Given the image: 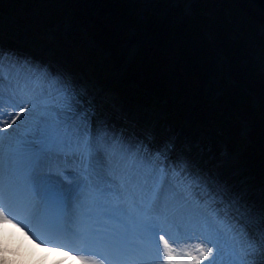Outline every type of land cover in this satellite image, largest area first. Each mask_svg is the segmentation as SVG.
Instances as JSON below:
<instances>
[{"label": "rangeland", "instance_id": "rangeland-1", "mask_svg": "<svg viewBox=\"0 0 264 264\" xmlns=\"http://www.w3.org/2000/svg\"><path fill=\"white\" fill-rule=\"evenodd\" d=\"M126 1L127 4L131 6V10L133 8L134 16L141 21L147 18V14H156V16L161 19L169 20L171 26L178 24L177 27H179V24H181L184 28H189L193 26V23H195L196 26L200 24V32H202L203 35L200 34L199 37L205 36L209 40L211 47L220 50L223 54H215L214 52L213 55H198L195 58L198 70L196 66L193 65V60H191L186 64V67H184V70L187 71V73H183L179 70V73H176L173 70L174 62L172 61L173 58L176 57L175 54L178 53V47L175 48V45L171 47L169 44L166 47V50L164 48L160 52L157 44L153 42L151 36H148L143 32L141 26L132 28L126 26L127 23H125L122 33L119 34L121 36L118 37V39H121L122 41L117 45V48H112L114 54L110 56L109 52L101 51L98 41L92 34H89L88 31H86V34L83 29L80 31L73 22L68 20L61 24V35L67 36L71 33L84 32V43L86 44L87 49L94 53L93 57H89L88 63H86L89 65L88 68L87 66L83 67L82 65L78 68L77 66L79 63L74 58L75 55H73V53L68 50L64 51V49H61L58 46L55 47L53 45L40 43L37 33L31 30V24L26 21H24L25 24H20L11 14L0 13V59L3 60L2 65L9 67V69L16 70L12 62L16 61L21 65L20 61L27 60L28 58V62L25 63L23 67L21 65L24 70H27L26 64H32L34 61H37V63L39 62L42 66L46 68L48 67L53 76L55 75L56 77L58 76L71 80L73 87L77 92L76 99L78 104L83 109L87 110L90 117L98 116L102 118L103 121L108 122L107 129L116 136H119L118 133L115 132L114 128H110V126L118 124L116 120H120L116 115L119 113L122 114V110L125 109L133 115L129 116L124 114L125 116H128L125 117L126 122L130 121L129 117L134 118L137 120V123L143 124L147 129H150L154 135L153 137H147L142 135L144 133L137 127H131L130 132L128 131L125 136L132 137L133 133H137L139 137H144L146 140H149L150 145L154 147L155 151L160 147L164 152L166 149L168 152L171 150V148H167L166 144H163L164 140L173 138V141L178 145V150L174 153L175 156L171 155L168 158V161L165 157L163 158L165 165L171 164L175 167L178 162H176V155L182 154V156L185 155L184 157L191 161L189 163H193L197 168L203 170L206 169L209 173L210 170L215 171L216 175H220L221 177V180L218 177L217 180H220L223 184L228 182L218 170L222 171L224 175L231 176L232 184L241 188L240 196L242 198L245 197L246 199H243L244 203L250 208L252 213L255 212L257 215L255 220H257L258 223L260 222L261 226L258 230L259 236L264 234V189L258 186V184L261 183V180L257 175L258 172L246 169L242 172L240 170V162L238 158V154L243 148L245 151L249 148V150L253 152L249 155V158L252 159V161L250 159L246 160H250V163H248L249 165L252 166L254 160L257 159L264 162V152H258L257 145L252 144V141L250 140L253 128H258L261 123L264 124V93L262 92V94L260 91L254 92L249 88L244 89L243 94L250 98L246 99L245 103L247 105L245 103L242 104L243 113L234 112V114H231V109L230 111L229 109H226V112H228V114L230 113L233 117V124H225V122H223L222 124L225 125L222 127H218L215 123L203 125L206 137L203 136L204 134H201L202 130H196L197 113L194 108V101L196 98L194 96L199 94H204L202 98L207 99V101L211 103H217V100L219 101L224 93L225 96H227V92L230 89H233L231 95L237 96L238 94H241L240 92L235 93L239 90L238 87L233 88V85L225 84V82H231L230 80L232 79V75H230L232 63L230 62H233L236 67L241 69L254 67L256 72H259V75L264 77V27L257 30L249 25H240V23L233 22V17L231 15L228 17L227 13L230 14V12L226 10L223 14L225 15L224 18H229L228 20L232 22L233 26L229 32L227 31L228 29L221 28V31H223L221 34L223 39L219 41L220 34L217 30V26L213 27V23H211L213 22V19L205 18L200 15L205 18L203 24H201L202 22L198 19H192V16L199 14L203 9H205V13L208 12V15H214L216 17V15L222 12L216 10L219 6V2L214 5V8H208L205 3H212L213 0H207L208 2H205L206 0ZM85 2L84 7L92 5L94 8L90 12V16L93 20H102L109 26L114 25L110 17L114 15V11L109 12V10L105 8L106 1L97 0V2H94L92 0H86ZM197 6L199 10L198 12L196 11ZM29 15L39 17V14ZM236 18L238 22H240L239 17ZM182 21H185V23ZM89 22L91 21L89 20ZM119 23L121 26V21ZM114 28L115 27H113V29ZM47 29H49L51 35H53L56 40L60 41V38L55 36L58 35L55 28L49 27ZM197 30L199 29L197 28ZM11 36L17 37L16 40H20L21 37L26 43H33V45L46 48L51 55L50 60L53 64L46 59L44 61H38L32 58V54L29 53V50L25 49H17V53H23L24 55L20 58L17 53L16 55L13 53L16 58L13 59V57L9 55V51H11L10 49L12 48L11 45L13 44L11 41L12 38H10ZM55 39L53 41H55ZM143 45L144 49L140 50ZM156 49H158V51H156ZM120 55H122V57H120ZM147 59H149V69L150 72H152L151 76L154 78V83L156 81L161 82V80L165 82L164 87H162V84H158V86L154 87L156 98L160 99L163 97L164 101L159 102V100H155V103L147 104L146 106L141 105V102H134L133 104L137 105L133 106V104L130 103V95L129 97L119 98L114 92L112 93V85L115 87L116 82L124 78L131 67H135V63L138 65L141 61H146ZM89 61H91V63H89ZM201 68L207 71V77L201 75ZM34 70L36 71L35 79L40 78L43 75V71L40 67L36 66ZM99 71H104L105 77L102 78L103 80L98 77ZM91 72L95 77L94 80H91ZM227 76L231 79L226 80ZM259 79L260 78H258V80ZM262 81H264V78ZM182 82L184 83V87L189 90V94L191 93L190 95H186L182 91ZM200 88L204 90V92ZM193 89H196V94ZM249 90H251L253 94H251ZM129 91L134 95H138L134 89ZM30 94H32V92H30L29 95ZM170 94L171 100L176 101V103L183 99L184 101H189L187 103L182 102L186 105V108L183 109L180 121L175 124H171V117H169V114L165 111L166 101L168 100L167 98H170ZM181 95H183V98ZM244 95H242V98L245 100ZM102 97H106V103L100 101V98ZM144 100H146V98ZM178 108H180V105ZM135 112L142 113L141 117H135ZM120 122L124 123L123 121ZM228 122H230V120ZM2 126L3 124L0 123V127ZM231 134L237 138L238 143H242L243 145L231 141ZM4 136H8V134H4ZM257 139L258 138H256V140ZM230 141L231 144H228ZM3 142H6L5 139ZM131 144L134 146L132 140ZM231 164L232 174L230 175ZM63 171L67 172L65 167L63 168ZM62 178L67 179L63 174ZM24 183H28V179H26ZM110 184L114 187L112 179L110 180ZM25 186L27 188V185ZM216 198L221 201L223 200V198ZM111 207H117V205L115 203H106L104 204L103 209L105 212H108L110 216L115 217L116 214L113 213V210H110ZM222 219H224V217H222ZM228 221H230L231 226L246 232L249 236L257 238V240L259 239L254 233L246 230L245 224H240L227 215L225 222L227 223ZM152 251H155V249ZM252 257L255 258V264H264V250L257 248ZM32 258L33 256L30 255V259ZM21 260L29 264L32 263V261L23 256H21ZM204 263L207 262L204 261Z\"/></svg>", "mask_w": 264, "mask_h": 264}, {"label": "snow or ice", "instance_id": "snow-or-ice-1", "mask_svg": "<svg viewBox=\"0 0 264 264\" xmlns=\"http://www.w3.org/2000/svg\"><path fill=\"white\" fill-rule=\"evenodd\" d=\"M2 64L0 59V73ZM45 78L49 81L47 88L33 90L30 95L10 96L19 111L11 123L5 122L0 127V224L19 227L9 219V215L21 218L12 207V202H16L31 204L33 208L39 204L47 225L56 227L70 206L77 202L86 204L94 196L100 187V177L121 176L125 178L122 187H131L133 182L139 187L131 214L140 236L139 240L135 239L134 254L129 259L122 236L114 234L101 242L92 230L81 234L83 246L75 250L92 252L108 264H150L151 251L159 252L162 243L167 264H203L204 261L207 264H255L249 258L257 248L264 250V234L257 240L231 226L230 221L226 223V213L215 206L222 204L216 200L220 193L201 192L204 182L181 164L165 165L164 160L152 158L146 150L133 151L102 123L93 128L87 110L77 102L71 80L53 77L50 73ZM6 79L0 75V105L5 102L3 81ZM25 112L28 115L8 134L14 143H10L5 163L4 131L16 124ZM47 161L62 166L71 162L75 165L72 175L79 179L67 188L52 179L37 180V170ZM21 169L31 185L26 202L15 180ZM65 170L68 169L65 167ZM162 187L164 195L161 197ZM5 198L8 205L4 203ZM22 222L27 223L25 219ZM32 230L39 236L35 228ZM193 230L200 231L205 243L195 245L197 254L187 251V259L178 258L162 233H167L173 242H179L181 231L190 238ZM82 264L94 262L83 260Z\"/></svg>", "mask_w": 264, "mask_h": 264}, {"label": "trees", "instance_id": "trees-1", "mask_svg": "<svg viewBox=\"0 0 264 264\" xmlns=\"http://www.w3.org/2000/svg\"><path fill=\"white\" fill-rule=\"evenodd\" d=\"M85 1L86 0H0V13L11 14L20 24H25L24 21H26L31 24V30L35 31L37 35L40 34L42 37L45 36L43 34L44 31L50 35V31L47 28H55L58 33L56 37L60 38V41L57 40L58 42L56 45L59 44V48L64 49V51L68 50L73 53V55L77 56L78 59H82V61H85L86 63H88L89 57H93L94 53L93 51H89L84 43V32L71 33L67 36H63L61 35L62 28L60 26L63 22L69 20L73 22L80 31H82V29L85 32L88 31L89 34H92L98 41L101 51L109 52L110 56L114 54L112 48H117V45L122 41L121 39H118V37L121 36L119 34L122 33L125 23H127L126 26L132 28L141 26L143 28V32H145L148 36H151L153 42L157 44L160 52L164 48L166 50V47L169 44L171 47L173 45H175V48L178 47V53L175 54L176 57H172V62H174L173 70L176 73H179V71L187 73V71L184 70V67H186V64L191 60H193V65L197 68L195 58L198 55H213L214 52L215 54H223L220 50L212 48L209 40L205 36L199 37L200 34L203 35L202 32H200V24L196 26V24L193 23V26L189 28H184L181 24H179V27H177L178 24H172L173 26H171L169 20L161 19L160 17H157L156 14H147V18L141 21L134 16L133 8L131 10V6L127 4L126 0H104L106 1L105 8H107L109 12L114 11V15L110 16L114 25L109 26L102 20L95 21L91 18L90 12L94 8L92 5L84 7L86 3ZM92 1L97 2V0ZM208 1L206 0L205 2ZM217 2H219V6L216 10H220L222 12L216 15V17L214 15H208V12L205 13V9H203L199 14L192 16V19L195 18L200 20L202 22L201 24L205 22L206 17L213 19V22L211 23H213V27L217 26V30L220 34L219 41L223 39L221 35L223 31H221V28H226L229 32L233 26L232 22L228 20L229 18H224L225 15L223 14L226 10L230 12V14L227 13V16L229 17V15H231L233 17V22L240 23V25L246 24L256 28L257 30L264 27V14L253 2L249 0H213L212 3H205V5L208 8H214V5ZM196 11H199L198 6ZM29 14H39V17L30 16ZM235 16L239 17L240 22H238ZM89 20L91 22H89ZM120 21L122 24L121 26L119 23ZM182 22L185 23V21ZM113 27L115 28L113 29ZM197 28L199 30H197ZM142 49H144V45L140 50ZM158 49H156V51H158ZM120 57H122V55H120ZM89 63H91V61H89ZM230 63H232L230 74L232 75V79L227 76L226 80L231 79V82H224L225 84L233 85V88L238 87L239 90H235V93L240 92L241 94H238L237 96L231 95L233 89H227V96H225L224 93L222 95L223 97H221L219 101L217 100V103H211L207 101V99H203L202 97L204 94L194 96L196 97V102L194 101V108L197 113V126L195 127L196 130H202L201 134H204V137H206V133L203 130V125L215 123L218 127H222L226 123L233 124V117L231 114H234V112L243 113L242 104L246 102V99L250 98L249 96L243 94L244 89L249 88L254 92L260 91L261 93H264V81H262L264 77L259 75V72H256L254 67L241 69L236 67L233 62ZM134 65L135 67H131L124 78L116 82V94H120L122 97H129L130 95L132 98H130V102H141L140 104H145V106L147 104L155 103L154 100H159V102L164 101L163 97L160 99L156 98L154 87L158 86V84H162V87H164L165 82L161 80V82L156 81L154 83V78L151 76L152 72H150L149 69V59L141 61L138 65L136 63ZM200 71L203 77H207L206 70L201 68ZM98 76L99 78H104L105 74L100 71L98 72ZM258 78L260 79L258 80ZM181 84L182 91L186 95H190L191 93L189 94V90L184 87V83L182 82ZM131 89H134L138 95L131 93V91H129ZM251 90L249 91L253 94ZM202 91L204 92V90ZM194 92L195 94L197 93L196 89ZM242 95H244L245 100L242 98ZM169 96L170 98H167L168 100L166 101L165 111H167V114L171 117V124H175L180 121L183 109L186 108V105L182 102L187 103L189 101H184L183 99L176 103V101L171 100V94ZM181 96L183 98V95ZM145 98L146 100H144ZM179 105L180 108H178ZM226 109H229V111L231 109V114H228ZM229 120L230 122H228ZM223 122H225V124H222ZM263 129L264 124L261 123L258 128L254 127L252 130L253 132H251V143L257 145L258 152H264ZM231 138V141H237V138L232 134ZM256 138L258 139L256 140ZM231 141L228 144H231ZM239 144L243 145L242 143ZM252 153L253 152L249 150V148L246 151L243 148L242 152L239 154V160L246 170L258 172L257 175L261 180L260 184L264 188V162L257 159L254 160L252 166L249 165L248 163H250V160L252 161V159L249 158V155ZM247 159L250 160L246 161Z\"/></svg>", "mask_w": 264, "mask_h": 264}, {"label": "bare ground", "instance_id": "bare-ground-1", "mask_svg": "<svg viewBox=\"0 0 264 264\" xmlns=\"http://www.w3.org/2000/svg\"><path fill=\"white\" fill-rule=\"evenodd\" d=\"M8 35V34H7ZM9 36V35H8ZM12 38L13 44L11 45L12 48L10 49L9 53H15L17 49H25L29 50V53H31L32 58L38 60V61H44L49 60L51 64L53 62L50 60V53L46 50V48H42L37 45H33V43H26L21 37L20 40H16L17 37H10ZM34 46V47H33ZM15 51V52H14ZM23 54V53H20ZM21 63V61H20ZM13 66L16 68V70L9 69V67H5L2 65V75L3 77H7L6 80L3 81V86H4V92H5V102L0 105V123L4 124L5 122L11 123L12 118L15 116L16 112L19 111V107L14 105V102L10 101V96L12 95H20V94H26L29 95L30 92H33V90H39L41 87L47 88L48 87V80L45 78L47 74H51L52 72L50 69L47 67L42 66L39 64V62L34 64L37 67H40V69L43 71L42 76L40 78H34L36 71L34 70V67L30 66L29 64H26L27 70H24L22 67L24 65H21L14 61L12 62ZM53 77H56L55 75ZM34 78V79H33ZM142 110V109H141ZM143 111V110H142ZM11 113V115H9ZM131 112L123 109L122 110V117H119L120 121H123L124 123H121L120 121L116 120L118 124H115L114 126H110V128H114L115 132L118 133V137L123 138L125 140V143L132 148L133 151H136L137 149L141 151L147 152L149 156L152 158H157L159 156V151L158 149L155 151L154 147L151 146L146 142V138L144 137H139L137 133H133L132 137H127L125 134L131 130L132 124L131 121L125 120L124 114H127L129 116H133L130 114ZM142 114V113H141ZM140 113L135 112V117H141ZM28 113L25 112L23 116L19 120L16 121V124L12 125L11 128H7L4 131V134H9L10 132L13 131L21 123V120L24 119L25 116H27ZM93 121V128L99 123H102L107 127L106 121H103L102 118L95 116L94 119L92 118ZM115 121V120H114ZM143 125V124H141ZM14 127V128H13ZM157 131V130H156ZM9 136V135H8ZM8 136L3 135V140L5 139V143L3 142V151H6V155H8L9 152V146L10 143H14V141H10V138ZM131 140L134 144L132 146ZM165 157H168L165 154ZM240 165V170L243 172L244 171V166L242 163H239ZM71 168L73 169L75 165L71 164L69 162L66 166L62 165H57L53 161H47L41 165V167L37 170L36 176L40 178V180H44L45 178L48 179V177L51 176L52 180H55L61 184H63L66 188L70 187L66 181H63L61 179L62 174L65 176L66 173H64L63 168ZM46 172V173H45ZM218 172L226 179L228 182V185L231 184V189L235 192H240L241 188L236 187L234 184L231 182V176L224 175L222 171L218 170ZM42 173V174H41ZM61 173V174H60ZM232 174V164L230 167V175ZM74 176V175H73ZM27 178L26 172L21 169L17 175L15 176V180L17 183H19V188L21 193L23 194V199H24V194H25V187L22 184V180ZM75 180L77 176H74ZM102 182V189H100L97 192V196L99 199L103 200V205L98 207L96 205H91L92 208V213H93V218L96 224H101L104 226L105 230L101 231H95L94 229H91L93 232H95L102 240H105L106 237L111 236L112 234L115 233V231L118 228H121L120 226L123 225V220H125L127 217H124V215L128 214L130 211V208L132 207V201L135 199L136 195L139 193V187L136 185L134 182L131 187L125 188L122 187V184L125 183V178L121 176H113L111 179L113 180L114 187L111 186L110 180L107 176H102L100 177ZM30 189V186H29ZM213 189V185H212ZM161 194L162 196L164 195V188L162 187L161 189ZM30 196V191L28 194V199ZM28 199H24V201H28ZM106 200L108 202H114L115 200H119L118 203L119 208L116 209L115 217L112 216H107L106 214L102 213L103 206L106 203ZM204 202V201H202ZM87 205L89 206L88 202ZM12 207L19 213V215H23L27 211L31 210V204L28 203H21L17 204L16 202L12 203ZM75 207V206H74ZM121 211L123 216L121 215ZM85 211H79L76 213V219L74 220V224L78 227H80V223L83 221V213ZM10 219V218H9ZM13 220V219H12ZM15 224H19V221L17 219L13 220ZM73 223V222H72ZM90 225H92V221H89ZM20 225V224H19ZM93 226V225H92ZM107 229V230H106ZM28 233V228L24 227L23 231H21V228H14L12 224H0V236H4L6 240H1L0 241V247H2L4 250L6 249L5 247H15L18 249L20 252L24 253L25 257H28L30 255L35 257L37 260L33 264H80L79 261L76 259L74 255L71 254L70 250H60V249H50L48 247H43L38 245L36 242H34L30 234ZM120 233V232H119ZM165 238L169 239V243L172 245L174 250L186 247L190 251L193 252V254H197L195 252V245L196 244H201L205 243L203 240L202 236L200 235L199 230H193L190 233V238L188 234H185L184 232H180V236L182 237L179 242H173L171 238H169L167 233H164ZM72 239V242L78 243L79 247L83 246V242L77 240L75 236H70V240ZM7 244V245H6ZM160 251H151L150 253V264L157 263L158 261L160 262H165L167 258L166 255H164L163 252V246L162 243L160 245ZM65 253H68V255H65ZM98 256V255H97ZM32 258V259H33ZM224 259H227V257H224ZM249 259L255 260L254 257H250ZM8 261V264H11L9 257L6 259ZM207 262V261H205ZM204 263V262H203ZM0 264H5L4 260V255L0 256ZM13 264H22V262L19 263H13ZM82 264V263H81ZM94 264H104L99 258L98 261H96Z\"/></svg>", "mask_w": 264, "mask_h": 264}, {"label": "water", "instance_id": "water-1", "mask_svg": "<svg viewBox=\"0 0 264 264\" xmlns=\"http://www.w3.org/2000/svg\"><path fill=\"white\" fill-rule=\"evenodd\" d=\"M253 2L264 14V0H250Z\"/></svg>", "mask_w": 264, "mask_h": 264}]
</instances>
